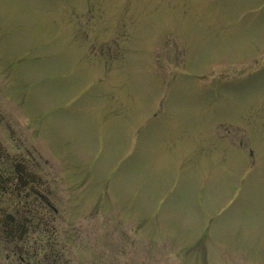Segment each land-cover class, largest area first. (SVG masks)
<instances>
[{"label":"rangeland","instance_id":"1","mask_svg":"<svg viewBox=\"0 0 264 264\" xmlns=\"http://www.w3.org/2000/svg\"><path fill=\"white\" fill-rule=\"evenodd\" d=\"M0 145L67 264H264V0H0Z\"/></svg>","mask_w":264,"mask_h":264},{"label":"flooded vegetation","instance_id":"2","mask_svg":"<svg viewBox=\"0 0 264 264\" xmlns=\"http://www.w3.org/2000/svg\"><path fill=\"white\" fill-rule=\"evenodd\" d=\"M53 198L34 157L0 145V264H67Z\"/></svg>","mask_w":264,"mask_h":264}]
</instances>
